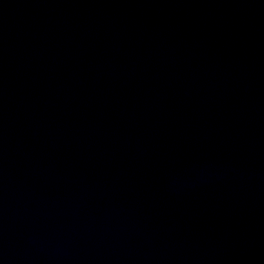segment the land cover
Here are the masks:
<instances>
[{"label": "water", "instance_id": "obj_1", "mask_svg": "<svg viewBox=\"0 0 264 264\" xmlns=\"http://www.w3.org/2000/svg\"><path fill=\"white\" fill-rule=\"evenodd\" d=\"M0 264H264V0H0Z\"/></svg>", "mask_w": 264, "mask_h": 264}]
</instances>
